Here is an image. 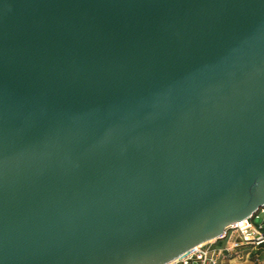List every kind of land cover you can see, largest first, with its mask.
Returning a JSON list of instances; mask_svg holds the SVG:
<instances>
[{
  "label": "water",
  "instance_id": "1",
  "mask_svg": "<svg viewBox=\"0 0 264 264\" xmlns=\"http://www.w3.org/2000/svg\"><path fill=\"white\" fill-rule=\"evenodd\" d=\"M262 210L264 0H0V264H168Z\"/></svg>",
  "mask_w": 264,
  "mask_h": 264
},
{
  "label": "rangeland",
  "instance_id": "2",
  "mask_svg": "<svg viewBox=\"0 0 264 264\" xmlns=\"http://www.w3.org/2000/svg\"><path fill=\"white\" fill-rule=\"evenodd\" d=\"M262 223H264V213L260 212L258 217L254 219V224L260 225ZM253 233V228L245 231L231 229L226 233L225 238L208 244H211L212 248L223 251L219 264H264V252L248 246L247 249L243 245V236ZM231 244H233V248H231Z\"/></svg>",
  "mask_w": 264,
  "mask_h": 264
},
{
  "label": "built area",
  "instance_id": "3",
  "mask_svg": "<svg viewBox=\"0 0 264 264\" xmlns=\"http://www.w3.org/2000/svg\"><path fill=\"white\" fill-rule=\"evenodd\" d=\"M263 211L264 210H262L261 213H263ZM258 215L255 218H257ZM243 222L246 223L244 227L232 225L228 227L225 233L215 241L225 238L226 233L231 229H240L241 231H245L249 228H253V234L243 236V245L251 248H259L260 244L264 243V223L260 225H255L254 220L251 223H248L246 221ZM215 241L209 243H214ZM222 252V250L212 248L211 244L209 245L208 243H205L192 248L191 250L183 254L181 257L169 262L168 264H219Z\"/></svg>",
  "mask_w": 264,
  "mask_h": 264
},
{
  "label": "bare ground",
  "instance_id": "4",
  "mask_svg": "<svg viewBox=\"0 0 264 264\" xmlns=\"http://www.w3.org/2000/svg\"><path fill=\"white\" fill-rule=\"evenodd\" d=\"M235 225H237L238 227H242V226L244 227L246 225V223H244V222L241 223L240 222V223H236Z\"/></svg>",
  "mask_w": 264,
  "mask_h": 264
},
{
  "label": "crops",
  "instance_id": "5",
  "mask_svg": "<svg viewBox=\"0 0 264 264\" xmlns=\"http://www.w3.org/2000/svg\"><path fill=\"white\" fill-rule=\"evenodd\" d=\"M263 213H264V211H263ZM231 248H233V244H231ZM247 249H248V247H246ZM256 250H258V251H262V252H264V249L263 248H255Z\"/></svg>",
  "mask_w": 264,
  "mask_h": 264
}]
</instances>
